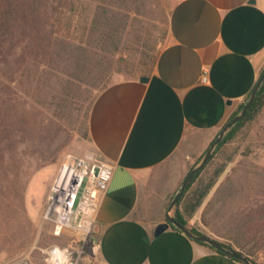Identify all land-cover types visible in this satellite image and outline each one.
Segmentation results:
<instances>
[{
  "label": "crops",
  "instance_id": "obj_1",
  "mask_svg": "<svg viewBox=\"0 0 264 264\" xmlns=\"http://www.w3.org/2000/svg\"><path fill=\"white\" fill-rule=\"evenodd\" d=\"M263 69L264 0H176L146 81L117 79L94 96L88 153L113 169L93 224L101 264H240L172 227L153 232L187 174L173 156L197 135L206 148ZM218 185L190 224L238 249L245 221L236 231L221 226ZM215 216L222 228L210 223Z\"/></svg>",
  "mask_w": 264,
  "mask_h": 264
},
{
  "label": "rangeland",
  "instance_id": "obj_2",
  "mask_svg": "<svg viewBox=\"0 0 264 264\" xmlns=\"http://www.w3.org/2000/svg\"><path fill=\"white\" fill-rule=\"evenodd\" d=\"M66 1L62 12L70 8ZM175 1L73 0L46 57L29 51L24 65L18 54L7 57L8 64L0 57V264H49L54 249L52 255L64 254L54 264H101L93 226L89 232L78 224L57 229L56 214L46 216L48 196L67 178V156L88 153L94 96L117 79L151 74ZM205 139L197 135L171 166L188 172L199 164ZM231 146L216 189L225 221L221 225L215 216L210 223L236 231L264 205V107Z\"/></svg>",
  "mask_w": 264,
  "mask_h": 264
},
{
  "label": "trees",
  "instance_id": "obj_3",
  "mask_svg": "<svg viewBox=\"0 0 264 264\" xmlns=\"http://www.w3.org/2000/svg\"><path fill=\"white\" fill-rule=\"evenodd\" d=\"M72 2L73 0L66 1V3L70 5V8L65 10V12H62V0H0L1 61L8 64L7 57L18 54L17 56L21 58L20 65H24L26 60L25 56L29 51H32V54L36 59L42 55L43 57H46L49 51L55 47V38L60 35L58 30L55 29V26L59 25L61 19L66 18L65 14L67 11H69V13L72 12ZM68 19L72 20V18ZM38 61L39 62H37L36 66L37 68H40L42 62L41 60ZM263 71L264 69L259 77ZM142 78H146V76H143ZM250 93L240 103L236 111L228 118L226 123L240 112L244 103L249 98ZM90 107L88 110V116ZM263 107L264 82L259 87L255 99L245 115L224 134L219 145L214 149L212 155L201 170L198 171V173L187 184L180 199L175 205L173 209V218L178 224L190 230L194 235L206 236L192 226L190 220L216 185L220 175L224 172L226 165L230 162L231 155L228 151L232 147V142L237 134L240 133L242 127L251 123L256 118ZM192 168L193 166L189 171ZM260 208L259 212L250 215L242 225L245 242L242 246L238 247V249H236L230 242L214 239L225 248L235 250L242 256L247 257L252 264H264V259L257 256L260 253L264 255V205L260 206ZM198 243L214 250L207 244ZM214 251L218 254L224 255L216 250ZM234 261L242 264L237 260Z\"/></svg>",
  "mask_w": 264,
  "mask_h": 264
},
{
  "label": "built area",
  "instance_id": "obj_4",
  "mask_svg": "<svg viewBox=\"0 0 264 264\" xmlns=\"http://www.w3.org/2000/svg\"><path fill=\"white\" fill-rule=\"evenodd\" d=\"M206 79V76H203L202 82H206ZM95 165L99 166L96 177L91 173ZM112 172L109 163L97 160L92 154H69L63 165V174L67 178L61 183L62 186H53L47 200L46 216L56 214L57 229L78 224L80 229L89 232V228L94 224L101 196L108 189ZM94 249L99 250L97 243L94 244ZM55 250L57 249L52 250L50 254L49 264H54L52 253Z\"/></svg>",
  "mask_w": 264,
  "mask_h": 264
},
{
  "label": "water",
  "instance_id": "obj_5",
  "mask_svg": "<svg viewBox=\"0 0 264 264\" xmlns=\"http://www.w3.org/2000/svg\"><path fill=\"white\" fill-rule=\"evenodd\" d=\"M251 3H254V0H250ZM141 82H145L146 78H141L140 79ZM264 82V71L261 74V76L259 77L258 81L256 82L254 88L252 89L249 98L246 100V102L244 103L242 109L240 110V112L235 115L229 122H227L217 133L216 137L214 138V140L208 145L205 154L202 158V160L200 161L199 164H197L195 167H193L184 177V179L182 180V182L180 183V185L178 186V188L176 189L174 195L172 196V198L169 201V204L166 208L165 211V221L162 223H159L155 228H154V232H153V236L154 237H158L160 234H162L164 231H166L169 227H173L174 229H176L177 231H179L180 233L184 234L186 237L190 238L193 241L196 242H200V243H204L207 244L208 246H210L211 248H213L214 250L224 254L225 256L237 260L239 262H241L242 264H252L250 262V260L245 257L242 256L241 254H239L237 251L232 250V249H228L225 248L222 244H220L218 241L203 236V235H194L193 233L190 232V230H188L187 228H185L184 226L178 224L175 219L173 218V216L171 215V212L173 210V208L175 207V205L177 204L178 200L180 199L185 187L187 186V184L192 180V178L198 173V171L201 170V168L205 165V163L207 162V160L210 158V156L212 155V152L214 151V149L219 145V143L221 142L224 134L230 129L232 128L238 121H240L242 119V117L245 115L246 111L249 109V107L251 106V104L253 103L255 96L257 94V91L259 89V87L261 86V84ZM99 172V166L95 165L92 167V175L94 177L97 176Z\"/></svg>",
  "mask_w": 264,
  "mask_h": 264
},
{
  "label": "bare ground",
  "instance_id": "obj_6",
  "mask_svg": "<svg viewBox=\"0 0 264 264\" xmlns=\"http://www.w3.org/2000/svg\"><path fill=\"white\" fill-rule=\"evenodd\" d=\"M63 255H64V254H62V253L52 255V256H53V258H52L53 263L57 262V261L54 260V258L57 257V256L62 257V258L60 259V261H62V259H63ZM22 261H23V260H22ZM20 262H21V261H18V262H16V264H18V263H20ZM58 262H59V261H58ZM58 262H57V263H58ZM11 263H12V262H11ZM12 264H13V263H12Z\"/></svg>",
  "mask_w": 264,
  "mask_h": 264
}]
</instances>
